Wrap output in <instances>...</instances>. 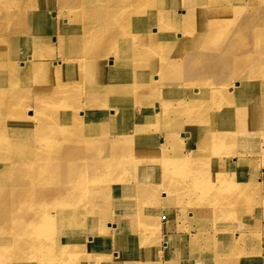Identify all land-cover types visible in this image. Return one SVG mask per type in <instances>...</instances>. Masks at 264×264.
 Wrapping results in <instances>:
<instances>
[{
  "label": "bare ground",
  "instance_id": "6f19581e",
  "mask_svg": "<svg viewBox=\"0 0 264 264\" xmlns=\"http://www.w3.org/2000/svg\"><path fill=\"white\" fill-rule=\"evenodd\" d=\"M221 1L58 0L50 15L1 16L0 45L23 50L2 59L0 48V264H55L69 247H88L95 264H120L131 257L128 243H137L139 264H153L160 249L149 227L159 234L167 227L158 210L141 208L128 242L115 247L106 209L127 214L159 195L177 201L181 214L169 210L172 222H195L168 228L174 244L181 236L194 246L206 240L200 206L245 210L235 201L240 192L222 190L240 186L225 174L237 160L256 159L252 145L264 157V0L256 7L246 0L235 24ZM74 64L80 74L70 72ZM176 67L189 69L177 82L165 76ZM185 114L190 130H181ZM162 141L175 142L178 154L142 167L150 162L141 148ZM117 143L123 150L104 159ZM248 230L235 236L233 255L250 237L260 246ZM59 238L66 241L58 248ZM253 245L251 254L260 253ZM215 250L211 261L227 264L231 252Z\"/></svg>",
  "mask_w": 264,
  "mask_h": 264
},
{
  "label": "rangeland",
  "instance_id": "374dc122",
  "mask_svg": "<svg viewBox=\"0 0 264 264\" xmlns=\"http://www.w3.org/2000/svg\"><path fill=\"white\" fill-rule=\"evenodd\" d=\"M225 1H221L220 4L223 5ZM245 1L246 0H228L229 13L228 15H226V18H229L230 22L234 24L238 22L237 15L238 13H241L244 10ZM251 1H253L251 2V7H256V5L262 4L260 2L261 0ZM56 5H58V0H55V6L53 9L49 7L50 0H0V20L1 16H5L6 14H8V16L5 17L8 18L16 15H27L32 12H34V14L35 12H43L45 15H50L53 11H57ZM6 30V25L0 23V40L4 39ZM22 45H0V48L2 49V59H5L8 54L10 55V49L14 50L17 48L18 51L23 50ZM123 45L126 44H121L120 46ZM75 66L76 64L73 65V69L70 72H73L76 75L80 74L83 70ZM188 73L189 69L185 70L184 72L183 70H181V68L176 67L174 69L167 70L165 76L172 77L175 79V82H177L182 78H186ZM169 74H171V76H169ZM235 80L236 78H232L228 84L235 82ZM77 89H80V86H78ZM174 90L175 89H173L172 91ZM169 96L180 97L181 95L172 94L170 92ZM81 98L84 99V104L87 105V96L82 95ZM183 118L184 120L188 121L183 123L181 130H190L191 126L189 121L191 122V117L185 114L183 115ZM179 141L181 142V144L184 145L187 139L180 137ZM96 149H100V147H96ZM141 149L146 153L147 160L150 162L142 165V167H155V162L161 160L163 157H166L167 155L175 156L176 154H178L176 143L168 141H162V143L147 145L142 147ZM250 149H253L258 152L256 159L247 160L246 162L241 163H239V160H237V168L225 174L226 178L230 179L233 183H237L240 186L236 187V184H234L233 186L231 185L230 188L228 187L227 189L224 188L222 190L228 193L227 195H224L225 197L231 196V194L234 192H240L239 198L235 201L239 202V205L242 206V208H245V210L239 209L236 211H232L230 208H225L223 211H220V205L218 204L213 206H200V216L197 217L200 221L198 223L209 227V230L206 233L207 238L206 240L201 242V246H194L191 240L186 238L183 239L182 236L174 238H182L177 241L176 244L172 242L171 236L173 234V231H170L168 229L169 227H178L182 230L183 227H188L189 223L195 224V222L186 221V219L183 217L179 221L172 222L170 220V215H168L169 210H171L173 216L175 217L181 214V212L177 209V201L174 198L172 199V201H168L162 195H159V197H157V200L153 203L144 202L139 207L136 203V209L134 211H129L127 214H124L125 207L123 209H119L118 211L113 209V213L110 211V209H106L108 212L111 213L112 216L110 223L106 228L109 229L110 232L113 234V236L111 237L114 240V246L117 247L122 241L128 242V229L131 227L132 223L135 222V220H138L137 216L142 213L140 209L143 208L149 213L153 210H158V212L161 214L158 218V222L161 226H167L166 229L162 230V234H159L160 227L158 230H154L152 228L155 225L149 227L148 233L151 235L148 236V240H152L151 242L153 243L159 241L158 246L160 249L159 253L156 251L154 252L153 256L155 261L153 262V264H215L211 261V258H215L217 254L215 250L216 248H220V253L231 252L227 264H252L253 262L251 261H253L255 258L259 259L260 264H264V157H262L263 155H261L258 151L260 150V146L258 144L257 147H254V145H252ZM104 150V159H107L108 152H121L123 150V147L121 146V144L117 143L112 146H108ZM223 150L224 149H222V151ZM125 175L126 173L124 174V176ZM201 181H205V179L201 178ZM141 197L142 195H137L135 202H139V199ZM260 210H263V214L259 218L258 215ZM250 217L252 219V225H250V227H247V225L244 224V220L242 219H247ZM151 220L152 219H150V222L153 223ZM223 223L224 226H222ZM242 228L244 229V232L248 233V228H250L251 233L253 232L254 234H256L257 232V235L260 236V246L259 244H257L261 249L260 253L257 252L254 255L251 254L252 242L254 241L253 249L256 250L257 245L255 243V240L250 237L252 240L249 241L250 244L245 243L246 249L244 250V252L237 250L238 254L233 255V250L236 248L234 246V239L236 238L235 236L237 235V233H239ZM117 239L118 241H116ZM64 241H62V238H59L58 248L59 246H63L62 243ZM153 243L148 242L147 245L151 246L153 245ZM95 244L96 241L90 248H96ZM131 244L132 243H128L126 248L124 249V252L131 251L130 259L128 258L129 255L125 254L126 257L124 258L123 262H120V264H139L140 254L138 252L137 243H134L132 245ZM178 246H185L188 252L186 254H181L180 252L175 253L174 251L178 249ZM167 248L171 249V255L165 252ZM87 250L88 247H81L78 248L76 252H74V250H72L70 247L65 248V252L63 254L64 257L61 261H55V264H63L66 261L73 263L77 260L82 259H87V262L95 264V261H97L95 256L89 254L93 251L87 253ZM137 253V261L133 262V259L137 257ZM146 255L147 257L149 256V258H151L152 260V253L150 251H148ZM232 255L234 258L231 260Z\"/></svg>",
  "mask_w": 264,
  "mask_h": 264
}]
</instances>
